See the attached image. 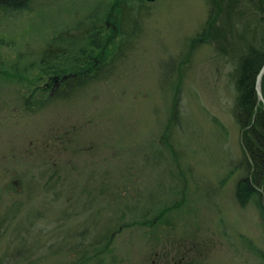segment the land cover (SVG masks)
<instances>
[{"label":"rangeland","instance_id":"374dc122","mask_svg":"<svg viewBox=\"0 0 264 264\" xmlns=\"http://www.w3.org/2000/svg\"><path fill=\"white\" fill-rule=\"evenodd\" d=\"M111 1L0 12V264H67L79 249L115 264H264L256 208L233 195L234 59L197 36L209 0H131L107 70L35 94L41 45Z\"/></svg>","mask_w":264,"mask_h":264},{"label":"trees","instance_id":"16d2710c","mask_svg":"<svg viewBox=\"0 0 264 264\" xmlns=\"http://www.w3.org/2000/svg\"><path fill=\"white\" fill-rule=\"evenodd\" d=\"M130 1L112 0L101 16L87 15L82 23H78L79 26L57 30L41 45L38 57L33 62L46 82L34 90L39 100H45L47 90L54 85V75L68 74L62 85L66 90H72L96 80L107 70L108 63L115 54V45L118 42L125 43L128 33L126 28L134 25L133 20L137 14ZM31 2L32 0H0V12L4 15L19 12L28 9ZM209 2L208 18L202 31L197 34L198 39L210 43L212 41L221 54H229L230 49L234 59V98L231 110L240 130L242 174L234 183L233 195L240 207L249 203L254 205L264 231V108L256 91V77L264 64V0ZM79 31L83 32V36L77 33ZM79 38L82 41H78ZM84 70L90 72L70 76L72 72ZM1 74L6 75L3 70ZM260 90L264 99V72ZM57 91L54 95L61 93ZM86 244L87 249L94 243L89 241ZM253 249L264 261V250ZM77 251H80L79 258L67 264L116 263L113 256L103 255V249L89 253L80 249ZM106 252H109L108 247Z\"/></svg>","mask_w":264,"mask_h":264},{"label":"flooded vegetation","instance_id":"af4514ba","mask_svg":"<svg viewBox=\"0 0 264 264\" xmlns=\"http://www.w3.org/2000/svg\"><path fill=\"white\" fill-rule=\"evenodd\" d=\"M105 35V34H104ZM88 72H90V71H88ZM88 72H86L85 70L84 71H82V72H72L71 73V75L70 76H75V75H85L86 73H88ZM69 75L68 74H65V75H63V76H58V75H54L53 76V78H54V80L52 81L53 82V86H51V88L50 89H48L47 91H49V93H52L53 95H54V92H56L57 90V92L58 93H60V92H65V88L63 87V83H62V81H63V79H65V78H67ZM44 83H46V82H44ZM40 87V86H39ZM61 87V88H60ZM76 88H78V87H76ZM76 88H74V89H76ZM71 88H69L68 90H66V92H70V91H72V90H70ZM57 95H59V94H57Z\"/></svg>","mask_w":264,"mask_h":264},{"label":"water","instance_id":"95a60500","mask_svg":"<svg viewBox=\"0 0 264 264\" xmlns=\"http://www.w3.org/2000/svg\"><path fill=\"white\" fill-rule=\"evenodd\" d=\"M263 72H264V64L260 68V71H259V73L257 74V77H256L257 96H258V99H260L263 102V108H264V99L262 97L261 90H260V81H261V76H262Z\"/></svg>","mask_w":264,"mask_h":264}]
</instances>
